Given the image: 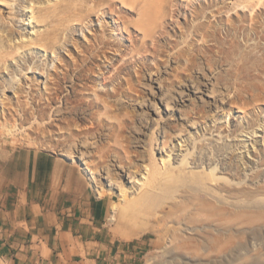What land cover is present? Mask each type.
Here are the masks:
<instances>
[{"label":"rangeland","instance_id":"1","mask_svg":"<svg viewBox=\"0 0 264 264\" xmlns=\"http://www.w3.org/2000/svg\"><path fill=\"white\" fill-rule=\"evenodd\" d=\"M67 1L0 0V58L9 56L0 118L14 124L0 127V150L56 155L93 194L92 172L102 185L130 186L122 204L106 191L98 199L106 218L118 202L110 231L138 248L141 264H264V69L251 62L264 58V0H71L65 14ZM96 65L103 76L87 74ZM169 153L197 163L159 164ZM204 154L230 167L217 166L216 195L256 221L194 228L183 218L182 196L200 203L215 187L198 180L213 175L197 166Z\"/></svg>","mask_w":264,"mask_h":264},{"label":"crops","instance_id":"2","mask_svg":"<svg viewBox=\"0 0 264 264\" xmlns=\"http://www.w3.org/2000/svg\"><path fill=\"white\" fill-rule=\"evenodd\" d=\"M98 198L80 171L56 155L0 150V260L141 264L138 248L123 243L117 231L111 233L109 221L116 214L110 220V208L106 218ZM138 235L132 231L125 236Z\"/></svg>","mask_w":264,"mask_h":264},{"label":"bare ground","instance_id":"3","mask_svg":"<svg viewBox=\"0 0 264 264\" xmlns=\"http://www.w3.org/2000/svg\"><path fill=\"white\" fill-rule=\"evenodd\" d=\"M66 1V0H65ZM76 1V0H75ZM74 2V1H73ZM73 2L71 1V0H68L67 1V3H66V7H64V9L62 10V12L63 13H65V12H67V13H70L69 11H71V13H72V11H74L75 9H76V6H75V8H74V4H73ZM49 10V9H48ZM78 12V11H77ZM54 14V13H53ZM66 14V13H65ZM46 15H47V13H46ZM51 15V14H50ZM46 17V16H45ZM50 17H52V16H48L47 18H50ZM70 18V17H69ZM72 18V17H71ZM42 20V19H41ZM200 26H202V24L201 23H198V25H197V27L199 28ZM12 31V30H11ZM38 35V34H37ZM42 36V38L44 39V37L46 38V39H48V40H51V37H50V35H49V33L47 34V35H44V37H43V35H41ZM38 37V36H37ZM39 38H41V37H39ZM40 40V39H39ZM49 42H52V41H49ZM103 42V41H102ZM35 43V42H34ZM39 43V42H38ZM9 44V43H8ZM37 45V44H36ZM103 45V44H102ZM38 46V45H37ZM4 48V47H3ZM2 48V49H3ZM19 48V47H18ZM20 49V48H19ZM1 50V49H0ZM4 50V49H3ZM193 50L197 53L196 55L193 53ZM7 51V50H6ZM3 53V51L0 53V54H2ZM8 53V52H7ZM7 53L4 55L5 57H6V59H7ZM189 54V53H188ZM193 54V55H192ZM198 55V51L196 50V49H194V48H192V51L190 52V54H189V56H190V60L191 61H194V58H195V56H197ZM12 56V55H11ZM1 57H3L2 55H1ZM9 57V56H8ZM4 58V57H3ZM13 58H14V56H13ZM252 58H253V61H251L252 62V64L254 65V68L256 67L257 69L259 68V69H264V58H263V61H261V58H258L257 56H252ZM5 59V60H6ZM0 60H2V58H0ZM4 60V59H3ZM2 60V61H3ZM4 60V61H5ZM196 61V60H195ZM7 62V61H6ZM96 67L98 68V71H97V69H96ZM253 67V66H252ZM93 68V67H92ZM91 68V70H90V68H89V70H90V72L88 71V75H89V73H90V75H94V73H100V74H102L101 76H103V71H101L100 72V70H101V68H100V65H96L95 66V68L94 69H92ZM253 69V68H252ZM103 70V69H102ZM235 72V71H234ZM65 73V72H64ZM242 72H241V70H239V68L237 67L236 68V72L234 73L235 74V76L237 77V79H239L240 77L242 78L243 77V75L241 74ZM67 74V73H66ZM66 74H63V79H65V77H66ZM80 74H82L81 72H80ZM86 74V73H85ZM231 76H234L233 74L231 75ZM89 77V76H88ZM236 80V79H235ZM1 83V82H0ZM86 88H88V87H86ZM112 95H114V94H112V93H109V92H107L106 93V97L104 98V99H102V97H100L99 99H102L103 100V102H105V101H108V99L109 98H111V96ZM99 96L97 95L96 96V98H98ZM99 99H97V100H99ZM101 101V100H100ZM95 103V102H94ZM95 106H96V104H94ZM10 107H12V106H10ZM117 107V106H116ZM120 107V106H119ZM8 108V107H7ZM14 108V107H13ZM117 109H120V108H117ZM9 111V110H8ZM16 111V110H15ZM118 112V111H117ZM120 113V112H119ZM3 114H5V113H3ZM229 114V109L226 111V115H228ZM4 116V115H3ZM5 117V116H4ZM3 117V118H4ZM133 118V117H132ZM5 119V118H4ZM0 120H1V118H0ZM133 120V119H132ZM2 121V122H1ZM0 122H1V124H0V127H2L3 129H5L6 130V132L7 133H10V131H12V129H13V125L14 124H12L11 122H9V121H3V120H1ZM120 122V121H119ZM119 126H118V129H119V133H121V123H119L118 124ZM104 126H106V124H104ZM125 126H126V128H129L130 127V124L128 123V122H126V124H125ZM80 128V127H79ZM217 128H220V127H217ZM114 129V126H111V129L110 130H113ZM109 130V131H110ZM122 130H124V128H122ZM113 134V133H112ZM30 141H31V139H29ZM35 142V140H32L31 142ZM33 142V143H34ZM30 143V142H29ZM33 143H31L32 145H33ZM194 143H195V141H194ZM186 145V144H185ZM183 146V145H182ZM187 146V145H186ZM185 150H186V147H185ZM188 151V150H187ZM219 151V150H218ZM70 152V151H69ZM60 153V152H59ZM189 154H191V153H189ZM61 155V157H63V158H66V159H68V160H70V161H77L76 160V158H75V156H74V154H71V153H69L68 154V152H66V153H61L60 154ZM178 156V159H176V162H178V165H174V166H177V167H179V164L180 165H183L184 167L187 165V164H189V163H191L193 160H189L188 161V153H185V154H176V155H174L173 153H169L168 155H166V156H162V158L160 159L161 160V162L162 163H160V162H158L159 164H162L163 166L165 165V164H167V163H169V164H173L175 161H173L174 159H175V157H177ZM68 157V158H67ZM79 159V158H78ZM200 161H199V163H198V165L197 166H201L202 168H206V170L208 169V168H210V170L208 171V172H210L211 174H213L212 175V177L211 178H209L210 180L209 181H205V180H202V179H198L199 181H202V182H204V185L205 186H207V188L210 186V185H215V187H213V188H210L209 190H207L206 189V187H205V189L206 190H204V192H205V194H206V197H205V200L203 201L202 200V202L200 201V203H196V204H194L191 200H186V198H185V196L183 197L182 196V203L184 202V206L182 207L181 205H180V207H182V209L184 208V211L182 210V212H184V215L185 216H183V218L184 219H186L187 220V222H192V227H200L201 225H203V226H210V225H212L213 224V222H215V220H217V218H223L221 221H219V223L220 222H223L224 221V223L226 224L225 226H232L233 228H236V227H240V226H243L244 224H249V223H251V222H254V221H256L257 220V218H254L253 216H251L252 215V210H249L248 209V211L249 212H247V208H243L244 206H234V205H231V204H228V203H226V201L225 200H223V198H221V196L220 195H216V193H218L217 191H214V190H224L223 189V186L220 184H217V183H219L220 182V180H221V176H218V175H216V173H215V170H216V168H217V166L219 165V169L217 170V171H220L221 173L222 172H224V171H226L228 168H230V167H227L222 161H219V160H217V161H210V158L207 156V155H203L202 157H199L198 158ZM221 159V158H220ZM82 160V159H81ZM154 160V159H153ZM79 162V161H78ZM157 162V161H156ZM194 163H197V162H195V161H193ZM212 164L214 165V166H212ZM155 165H156V163H155ZM81 166V168H82V170H83V166L82 165H80ZM187 167V166H186ZM85 168V167H84ZM201 169V168H200ZM85 170V169H84ZM83 170V172L84 173H87L86 171H84ZM198 170V169H197ZM193 171V170H192ZM198 171H200V170H198ZM216 171V172H217ZM195 172V171H194ZM204 172H205V170H204ZM207 172V171H206ZM146 173V172H145ZM145 173H144V175H145ZM218 173V172H217ZM154 174V173H153ZM206 174V173H205ZM207 174H209V173H207ZM206 174V175H207ZM87 177H88V181H89V185H90V187H91V189L95 192V194L98 196V197H101V195H102V193H103V191H106V192H109V193H112V194H114V196H116V197H118V199H119V203L121 202V204L123 203V201H125L126 200V198H127V196H128V194H127V192H126V189L127 188H130V186H124V185H122L121 183H118L117 184V186L116 187H114V186H112V184L111 185H109V186H105V185H102V184H100L99 182H96V177H95V174H94V172H92L91 174H87ZM98 181V180H97ZM191 182V181H190ZM193 182V181H192ZM195 182H197V181H195ZM102 183V182H101ZM209 183V184H208ZM195 184V183H194ZM225 186V185H224ZM203 189V188H202ZM180 190V189H179ZM187 190V189H186ZM251 190V192H253L254 194L255 193H257V190H252V189H250ZM188 191V190H187ZM225 191H226V193H227V195H228V193H232L231 191H230V189L228 190V189H226L225 188ZM245 191V190H244ZM246 191H248V189H246ZM180 193V192H179ZM248 193H250V192H248ZM189 194V193H188ZM224 195V194H223ZM235 195V194H234ZM231 196H233V195H231ZM180 197V196H179ZM178 197V198H179ZM181 198V197H180ZM187 199H189V198H187ZM179 200V199H178ZM177 201V200H176ZM181 201V200H180ZM239 201V200H238ZM243 202V201H242ZM180 203V202H179ZM179 203H177L178 205H179ZM194 205H193V204ZM244 204H245V202H244ZM178 205H176L177 207H179ZM117 207H118V202L117 203H114V204H112V206H111V212H112V214H111V217H110V220H113L114 219V213H116V210H117ZM179 209V208H178ZM263 210V209H262ZM180 211V210H179ZM192 211H194V215H195V212L196 213H199V215L202 213V215H206L205 217H206V219H200V218H196L195 216L193 217V216H189L188 215V213H191ZM201 212V213H200ZM254 212V211H253ZM256 212V211H255ZM261 212V211H260ZM260 212H258V214H260ZM176 213H178V211H176ZM250 213V214H249ZM179 214V213H178ZM182 214V213H181ZM197 215V214H196ZM253 215H255V214H253ZM257 215V214H256ZM260 216H264V212L262 213L261 212V215ZM257 217V216H256ZM194 218V220H192ZM202 218V217H201ZM209 218H211V221L209 220ZM178 220V219H177ZM186 220H185V222H186ZM209 221V222H207V221ZM258 220H259V218H258ZM264 220V219H263ZM194 221H196L197 222V224H194L193 225V222ZM261 221V220H260ZM205 224V225H204ZM200 231V230H199ZM192 239V238H191ZM194 240V239H193ZM190 251V250H189Z\"/></svg>","mask_w":264,"mask_h":264}]
</instances>
